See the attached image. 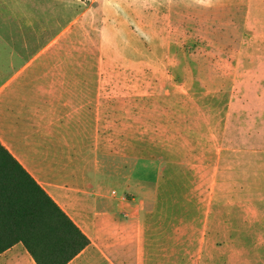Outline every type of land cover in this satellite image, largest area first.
I'll list each match as a JSON object with an SVG mask.
<instances>
[{"label":"crops","instance_id":"0c3cea01","mask_svg":"<svg viewBox=\"0 0 264 264\" xmlns=\"http://www.w3.org/2000/svg\"><path fill=\"white\" fill-rule=\"evenodd\" d=\"M117 2L97 0L98 20H107ZM147 5L148 17H161L169 48L172 33L212 32L218 11L241 16V24L264 35V0ZM62 33L45 43L6 42L0 141L90 238L68 264H264V168L228 175L234 179L224 186L140 183L139 172H123L120 79L107 73L105 59L79 52ZM0 264L38 263L19 242L0 253Z\"/></svg>","mask_w":264,"mask_h":264},{"label":"rangeland","instance_id":"374dc122","mask_svg":"<svg viewBox=\"0 0 264 264\" xmlns=\"http://www.w3.org/2000/svg\"><path fill=\"white\" fill-rule=\"evenodd\" d=\"M118 1L98 20L97 0H0V58L9 40L45 43L64 31L62 41L105 59L123 94L122 170L140 183L224 186L228 175L263 169L264 35L218 11L212 32L172 33L169 48L148 0Z\"/></svg>","mask_w":264,"mask_h":264},{"label":"trees","instance_id":"16d2710c","mask_svg":"<svg viewBox=\"0 0 264 264\" xmlns=\"http://www.w3.org/2000/svg\"><path fill=\"white\" fill-rule=\"evenodd\" d=\"M19 242L38 264H68L91 240L0 141V253Z\"/></svg>","mask_w":264,"mask_h":264}]
</instances>
